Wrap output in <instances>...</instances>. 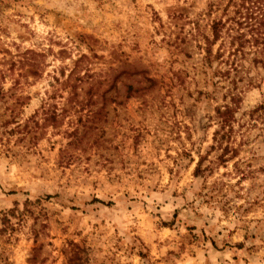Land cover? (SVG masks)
I'll use <instances>...</instances> for the list:
<instances>
[{
  "label": "rangeland",
  "instance_id": "374dc122",
  "mask_svg": "<svg viewBox=\"0 0 264 264\" xmlns=\"http://www.w3.org/2000/svg\"><path fill=\"white\" fill-rule=\"evenodd\" d=\"M234 11L0 0V264H264V70L210 44Z\"/></svg>",
  "mask_w": 264,
  "mask_h": 264
},
{
  "label": "trees",
  "instance_id": "16d2710c",
  "mask_svg": "<svg viewBox=\"0 0 264 264\" xmlns=\"http://www.w3.org/2000/svg\"><path fill=\"white\" fill-rule=\"evenodd\" d=\"M232 3L235 7L234 15L229 16L225 22L223 20L214 22L213 41L210 43L215 45L224 39L225 31L230 39L228 59L225 57L226 52L221 48L222 46L214 59L230 63L232 66L238 64L239 58L251 55L254 65L264 70V0H232ZM208 53L212 56L211 49L208 50ZM234 112L233 108L227 107L221 114L229 122L233 118Z\"/></svg>",
  "mask_w": 264,
  "mask_h": 264
}]
</instances>
